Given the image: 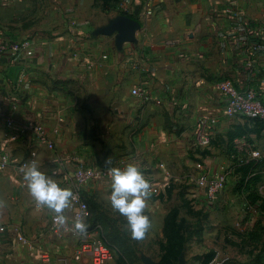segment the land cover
<instances>
[{"label": "crops", "instance_id": "0c3cea01", "mask_svg": "<svg viewBox=\"0 0 264 264\" xmlns=\"http://www.w3.org/2000/svg\"><path fill=\"white\" fill-rule=\"evenodd\" d=\"M119 16L140 24L137 42L121 49L116 35H93ZM239 16L251 26L243 27ZM7 39L33 41L23 56L0 51V144L19 135L9 143L14 158L36 156L41 170L64 187L72 188L79 163H137L165 191L192 185L208 170L234 175L258 160L253 152L263 153L264 122L225 116L219 83L231 79L264 98V51L255 49L264 40V0H0V44ZM137 88L148 101L132 95ZM204 117L218 122L208 130V145L197 134ZM32 124L45 125L54 151L21 132ZM20 175L15 168L0 171V227L9 228L0 234V264H92L62 261L77 239L68 234L60 241L51 232L48 209L28 213L32 224H14L13 198L30 195ZM104 183L112 190L111 181ZM99 184H91L93 195ZM37 210H48L50 221H38ZM66 215L73 219V207ZM15 225L57 259L40 261L13 242Z\"/></svg>", "mask_w": 264, "mask_h": 264}, {"label": "rangeland", "instance_id": "374dc122", "mask_svg": "<svg viewBox=\"0 0 264 264\" xmlns=\"http://www.w3.org/2000/svg\"><path fill=\"white\" fill-rule=\"evenodd\" d=\"M262 139L263 153L259 155L264 160ZM242 175L243 172L236 170L234 175L228 176L215 203L198 193L195 182L178 184L165 191H159L151 183L154 202L150 199L152 208L147 206L145 210L151 218V228L140 240L131 237L125 218L111 208L108 201L111 190L103 188L106 180L100 181L95 195L91 185L84 193L91 212L84 235L109 246L114 254L113 262L118 264H213L216 255L219 260L214 264H264V232L259 240L251 236L256 222L264 218L249 206L247 193L236 194L235 188ZM256 190L264 194V176L257 181ZM164 192L169 201L164 200ZM13 201L16 206L14 224L28 225L30 221L26 216L37 209L36 202L30 195L28 198L19 195ZM158 204L160 207L156 206ZM39 212L42 214L38 213V221L48 223L49 211Z\"/></svg>", "mask_w": 264, "mask_h": 264}, {"label": "built area", "instance_id": "2783aa9c", "mask_svg": "<svg viewBox=\"0 0 264 264\" xmlns=\"http://www.w3.org/2000/svg\"><path fill=\"white\" fill-rule=\"evenodd\" d=\"M231 6L233 4L231 3ZM227 12L232 13L229 9ZM240 24L243 27L248 26V23L244 22L239 16ZM249 27V26H248ZM78 35L77 38H81L83 31L80 28L76 29ZM81 40V39H79ZM33 40L27 39L22 41H12L4 40L0 44V51H10L15 56H23L29 50ZM78 41V40H77ZM258 51H264V40L258 43L255 47ZM219 89L225 101L224 115L229 118H246L254 121L264 122V99L259 93L252 87L240 88L237 87L233 80L225 79L219 83ZM132 95L143 99L145 101L149 100L146 92L141 89H133ZM217 120L212 117H204L200 121V127L197 132L198 139L202 145H208L210 143V135L208 130L210 126L214 127L217 125ZM9 129L14 125L11 119L7 120ZM24 133H33L37 140L44 144L47 149L54 151L56 149V143L53 142L49 136L48 130L43 124H32L27 125L23 128ZM19 139V135L10 136L5 144H0V171H7L9 169L15 168L20 173L21 168L29 163L30 161H35L38 167L41 169L38 159L36 156H28L27 158L19 161L14 158L13 151L11 150L9 143L16 142ZM254 159H260L258 152H253L251 155ZM109 168H96L89 167L82 163H79L75 167L74 179L72 184V191L74 193L73 197V219L83 213L85 214L86 223L91 217L90 207L84 198V190L87 186L93 183H98L103 180L111 181ZM23 174V173H22ZM228 173L224 171H213L200 174L195 180H193L198 189L206 195L210 202H217L220 194L224 190L227 181ZM40 209V206L37 205ZM67 210V209H66ZM65 210V214H66ZM54 213H52V219L50 224L51 232L58 237L60 241H64L68 234H72L77 239L75 245H73L69 251H67L65 258H62L64 263L70 260L79 262L83 259H88L92 264H109L114 259L113 251L109 246L103 243L101 240L87 237L86 235H81L78 233H73L71 227H61L53 220ZM7 226L0 227V234H5L8 231ZM11 231L14 234L13 242L19 244L23 247L28 254L34 257H38L40 261L51 263L57 259L52 253L42 250L39 246L38 241L24 232L21 226L15 225L11 227ZM219 260V255H216L213 259V264Z\"/></svg>", "mask_w": 264, "mask_h": 264}, {"label": "clouds", "instance_id": "9594fccd", "mask_svg": "<svg viewBox=\"0 0 264 264\" xmlns=\"http://www.w3.org/2000/svg\"><path fill=\"white\" fill-rule=\"evenodd\" d=\"M111 164V159L108 161ZM111 193L108 201L111 208L125 218L126 227L135 240L145 237L151 228V218L146 214L153 196L151 181L137 163L123 167H110ZM23 180L30 196L40 207L54 213L53 220L61 227H71L73 233L86 234L88 225L81 213L69 221L66 209L73 206L74 193L70 187L43 172L36 162L30 161L21 168Z\"/></svg>", "mask_w": 264, "mask_h": 264}, {"label": "trees", "instance_id": "16d2710c", "mask_svg": "<svg viewBox=\"0 0 264 264\" xmlns=\"http://www.w3.org/2000/svg\"><path fill=\"white\" fill-rule=\"evenodd\" d=\"M250 26L251 24H249V27ZM257 42L260 43L261 40H257ZM237 172H243L244 175H242V178L239 179L236 185V194L243 195L244 193H247L249 206L258 210L261 217L264 218V194H260L256 190V183L260 180L261 176H263L264 160L260 159L253 160L249 163H243ZM254 229L255 230H253L251 236L254 240H259L262 236V232H264V221H257L254 225Z\"/></svg>", "mask_w": 264, "mask_h": 264}, {"label": "water", "instance_id": "95a60500", "mask_svg": "<svg viewBox=\"0 0 264 264\" xmlns=\"http://www.w3.org/2000/svg\"><path fill=\"white\" fill-rule=\"evenodd\" d=\"M140 28L138 21L127 17L119 16L112 20L106 27L93 31L94 36H113L116 35V46L121 49L125 42L136 43V32Z\"/></svg>", "mask_w": 264, "mask_h": 264}]
</instances>
